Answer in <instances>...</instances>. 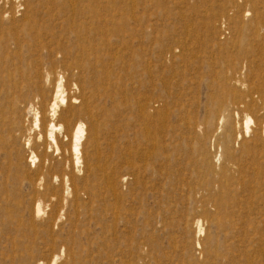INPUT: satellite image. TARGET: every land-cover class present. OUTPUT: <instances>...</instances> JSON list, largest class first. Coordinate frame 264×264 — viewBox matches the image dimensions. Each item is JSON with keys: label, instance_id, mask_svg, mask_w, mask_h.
Here are the masks:
<instances>
[{"label": "rangeland", "instance_id": "1", "mask_svg": "<svg viewBox=\"0 0 264 264\" xmlns=\"http://www.w3.org/2000/svg\"><path fill=\"white\" fill-rule=\"evenodd\" d=\"M41 1L0 0V105L3 75L44 67L84 86L77 95L96 129L87 131L75 181L37 191L24 137L0 129V264H264L261 194L253 183L252 195L243 191L224 167V153L240 154V138L229 140L234 117L217 130L226 107L251 100V128L264 140V101L252 90L263 73L254 64L252 75L240 74L256 35L243 28L264 26V0H78L82 34L99 50L94 67L81 68L75 38L57 27L50 34L69 55L51 60L48 45L38 59L4 43ZM67 92L75 95L74 85ZM21 119L25 131L31 112Z\"/></svg>", "mask_w": 264, "mask_h": 264}, {"label": "bare ground", "instance_id": "2", "mask_svg": "<svg viewBox=\"0 0 264 264\" xmlns=\"http://www.w3.org/2000/svg\"><path fill=\"white\" fill-rule=\"evenodd\" d=\"M79 5L78 0L41 1L37 9L26 16L20 25L16 26L11 38L4 43L13 46L18 55L21 54L23 47L28 49L30 56L32 52L37 51L40 56L38 59L43 58V50L48 48V45L54 46V50L46 51L47 57L51 60L59 54L69 55L71 50L56 37V32L50 34L57 27V31H63L69 37L75 38V50L84 61V63L79 61L78 68L83 66L94 67L96 62L93 63V59L98 58L96 55L99 50L82 34L86 29L79 25L80 21H77L80 15ZM39 9L43 11L39 13ZM54 20L59 21V24L51 25ZM252 26L243 28L247 31H256V35L249 51L248 63H243L240 74H243V71H249V74L252 75V67L256 64L260 67V72L263 73L259 75L254 72L256 76L259 75L258 80L261 83L262 76H264V43L260 46L259 42L263 38L260 33L264 31V26ZM17 30H21L24 38L27 39L26 46H22L18 39ZM42 41H47V45H40V50H37L35 43ZM29 65L31 64L29 63ZM61 74H54L51 70L36 66L32 73H28L20 67L16 69V73L1 77V92L4 95L0 105V129L3 127L5 130L13 131L15 141H18L21 136L24 137L23 146L30 153L28 162L30 167L34 168L32 171L34 178L31 179V182H33L36 191L37 186L49 189L55 182L60 180L65 183L69 180L75 181L74 171L82 164V152L87 131L91 132L96 129L94 111L87 102L80 100V96L77 95L80 91H84V86L81 87V90L77 83L66 79ZM22 82L26 83V89L22 87ZM240 84L245 86L242 80H240ZM72 85L76 89V94L68 96L67 89ZM252 90L264 101V85H255ZM6 105L10 109V113H6V110L3 109ZM238 105L240 107H226L217 122V130L219 131L225 121L232 120L234 117L235 124L232 129L233 133L229 137L230 143L240 138V154L224 153V167L231 171V174H237V182L240 184V188L251 195L253 194L251 189L253 183L257 189L255 194L259 192L261 194L259 198L262 199L260 201L264 202V148L258 147L259 143L264 145V140L258 131L251 128L252 118L248 114V112L256 110V104L251 100L243 99ZM62 110H67L69 116L58 118ZM27 111L32 114V122L31 125L29 124L30 127H27L24 131V128H20L19 123L22 122L21 118ZM238 114H240V117H245L242 124L235 118ZM260 125L261 123H259V127ZM260 129L264 131L263 124ZM243 136L250 137L255 143L257 142L255 144L256 148H250ZM50 153L61 156L56 160ZM59 169L61 174H56ZM107 176L110 185L113 184L115 182L114 176L110 174ZM42 211L41 205L37 204V215H40ZM257 214L263 221L264 203L258 207ZM199 222L198 235H202V222ZM259 234L260 250L261 254H264V247L262 246V244L264 245V229H260Z\"/></svg>", "mask_w": 264, "mask_h": 264}]
</instances>
